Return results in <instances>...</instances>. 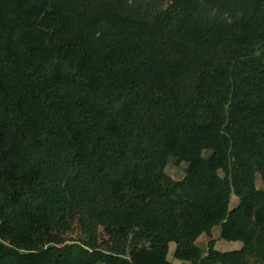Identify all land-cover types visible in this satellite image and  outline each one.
<instances>
[{
    "label": "trees",
    "instance_id": "trees-1",
    "mask_svg": "<svg viewBox=\"0 0 264 264\" xmlns=\"http://www.w3.org/2000/svg\"><path fill=\"white\" fill-rule=\"evenodd\" d=\"M215 227L241 249L203 250ZM101 230L110 251L84 246ZM171 244L264 264V0H0V264H173Z\"/></svg>",
    "mask_w": 264,
    "mask_h": 264
},
{
    "label": "rangeland",
    "instance_id": "rangeland-1",
    "mask_svg": "<svg viewBox=\"0 0 264 264\" xmlns=\"http://www.w3.org/2000/svg\"><path fill=\"white\" fill-rule=\"evenodd\" d=\"M187 168V164L185 163H181V164H177L175 160H173V158H171L168 161L167 167H166V173L168 175H170L173 179L176 180H181L184 175H185V170ZM257 187L261 188L262 187V183H261V178L259 175H257ZM237 198L235 196H232L231 199V207H234L235 205H237ZM211 237H208L206 235L201 236L198 241L197 244L203 249L206 250L207 249V243L209 242L210 239H214L215 243H216V249L220 250V251H233V250H239L242 247L241 242H229L226 240H223L220 238V227H215L212 230L211 233ZM64 236L68 237H77L79 236V232L76 230L73 233H71V231L68 232H64L63 233ZM84 246L90 248V249H100L103 251H110V247H111V239L110 236L105 233L104 231H99L96 235H92L89 237H84V241H83ZM175 249V244H171V248H170V255H169V259L172 261L173 264H184L181 263L177 260H175L173 258V254L172 252Z\"/></svg>",
    "mask_w": 264,
    "mask_h": 264
}]
</instances>
